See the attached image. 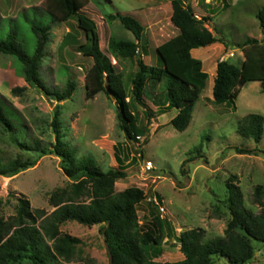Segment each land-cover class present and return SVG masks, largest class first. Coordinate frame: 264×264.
I'll use <instances>...</instances> for the list:
<instances>
[{
	"label": "rangeland",
	"instance_id": "obj_1",
	"mask_svg": "<svg viewBox=\"0 0 264 264\" xmlns=\"http://www.w3.org/2000/svg\"><path fill=\"white\" fill-rule=\"evenodd\" d=\"M42 2L0 0V17H15L29 7H42ZM185 3L193 8L198 18L212 14L209 29L217 27L219 32L214 29L218 41L201 54L202 68L209 77L184 131H178L170 124V119L176 114L175 108L165 112L154 111L156 103L152 104L150 95L157 92V97H164V87L160 83L147 87L150 98L145 99L147 106L157 113L149 123L144 108L132 104L141 134L138 143L127 139L117 126L113 100L103 92L91 99L84 97L83 76L90 62L89 57L78 48L85 38L76 27L75 17L51 23L46 13H36L32 8L28 11L29 18L50 25L46 54L39 68L40 78L50 90L62 89L70 79L76 84L75 90L69 99L56 101L53 96L26 84L21 74L22 65L15 58L0 52V97L20 115L21 130L16 133L19 140L32 144V139L37 138L42 146L51 147L54 133L50 124L54 111L58 109L62 139L75 157L89 156L102 170L124 166L126 175L115 181L114 189L120 191L136 186L146 193V198L136 206L139 224L151 222L152 215L158 213L170 223L174 237L180 231L201 228L204 239H209L223 235L230 216L225 203L229 175L236 176L234 183L242 192L244 205L255 213L260 208L253 201V190L256 185L264 187V131L261 140L256 143L251 138L241 137L237 127L248 113H258L264 118V92L258 81H249L239 89L234 103H215L210 75L215 73L214 66L218 60L241 62L243 53L234 47L235 43L247 37H261L255 13L264 0H186ZM83 10L96 22L100 48L112 64L116 61L106 52L109 35L124 40L133 39V35L118 19L107 23L101 14L120 13L139 20L144 28L142 44L147 47L143 54L148 65H159L154 45L178 32L170 22V0H89ZM29 25L23 15H20L17 24L0 20V39L15 28L18 41L31 53L35 36ZM124 61L126 74L124 72L123 85L130 94L129 79L134 66H137L135 58ZM119 64L123 65L122 61L115 66L119 68ZM15 86H26V89L13 94L11 89ZM9 117L14 119V114ZM234 147L255 148L258 151L256 155L239 154ZM17 156L26 159L37 154L18 146L0 126V162ZM184 159H190L184 166L187 174L180 171ZM70 182L71 179L60 167V158L47 151L38 157L32 167L11 177L0 175L1 214L5 219L10 217L14 213L16 198L21 194L29 200L31 209L40 208L49 213L53 209L49 203L51 192ZM99 227V224L85 226L74 220L60 225L63 233L76 236L81 241L73 262L109 264ZM251 243L255 252L246 264H264V243L255 240ZM149 255L161 262L184 258L175 240L168 237L161 241L159 255ZM20 264L30 263L23 261ZM213 264L229 263L215 257Z\"/></svg>",
	"mask_w": 264,
	"mask_h": 264
},
{
	"label": "trees",
	"instance_id": "obj_2",
	"mask_svg": "<svg viewBox=\"0 0 264 264\" xmlns=\"http://www.w3.org/2000/svg\"><path fill=\"white\" fill-rule=\"evenodd\" d=\"M185 1L170 0V21L178 32L155 47L159 65H148L142 59L147 45L142 44L144 28L139 20L120 13L102 14L107 23L118 19L133 35L130 40L109 35L106 45V52L116 63L120 59L135 58L137 68L130 75V94L123 85L124 72L115 66L116 63L112 64L100 48L98 26L83 10L88 0H43L40 8L33 6L15 17H0V20L17 24L23 15L35 36L33 50L28 53L17 39V30L11 28L0 39V52L22 65L21 74L26 84L53 96L56 101L69 99L76 87L74 81L69 79L62 89L50 90L40 78L39 68L46 54L50 25L29 18L28 11L32 8L36 13H46L51 23L75 17L76 27L85 38L78 48L84 56L92 59L83 76L85 99L103 92L113 100L118 128L127 139L138 143L141 129L136 125L132 104L144 108L149 123L155 112L149 109L145 100L150 99L147 87L162 83L164 103L158 104L156 111L175 108L176 114L170 119V124L176 130L184 131L192 119L208 76L202 62L192 56L191 50L218 41L213 31L219 32L217 27L209 29L211 16L198 18ZM255 17L261 37H247L234 44L243 53L241 62L236 64L228 59L216 62L212 86L215 103H234L239 89L249 81H258L264 92V4L257 9ZM25 89L26 86H15L11 92L19 94ZM10 114H14V119L9 117ZM59 114L56 109L50 124L54 133L51 147L42 146L37 138L28 144L16 137L22 125L19 113L0 97L1 128L18 146L37 154L34 158L17 156L0 162V175L11 177L32 167L38 157L48 151L60 158L63 173L71 179L68 185L51 192L49 203L53 209L49 213L40 208L31 209L29 200L21 194L16 198L14 213L5 219L1 214L0 199V264H20L23 261L30 264H83L73 262L80 239L63 233L59 228L69 220L85 226L100 225L99 232L104 238L109 264H213L215 257L223 258L229 264H246L255 252L252 240L264 243V187H254L253 201L260 207L255 213L244 205L242 192L234 183L235 175H229L226 180L225 203L230 216L222 236L204 239L201 228H189L174 237V229L158 213L152 215L151 222L139 224L136 206L146 198V193L136 186L115 191V181L126 175L124 166L102 170L89 156L75 157L62 139ZM263 122L261 114L248 113L239 121L237 132L241 137L258 143L264 131ZM234 150L239 154L254 155L258 151L242 147H234ZM188 160L184 159L180 165L182 174H187L184 166ZM164 237L175 240L184 254L183 259L161 262L150 257L149 253L153 256L160 254Z\"/></svg>",
	"mask_w": 264,
	"mask_h": 264
},
{
	"label": "crops",
	"instance_id": "obj_3",
	"mask_svg": "<svg viewBox=\"0 0 264 264\" xmlns=\"http://www.w3.org/2000/svg\"><path fill=\"white\" fill-rule=\"evenodd\" d=\"M89 1V0H88ZM88 3V2H87ZM229 6V5H228ZM102 15V14H101ZM209 16H211V17H213V15L212 14H208ZM171 22V21H170ZM173 25V24H172ZM174 26V25H173ZM175 27V26H174ZM99 32V31H98ZM175 33V32H174ZM175 35V34H174ZM171 36H173V34L172 35H170L169 37H171ZM168 37V38H169ZM167 38V39H168ZM162 42V41H161ZM161 42H159V43H161ZM159 43H156L155 45H154V49H155V47L159 44ZM210 45H212V44H210ZM210 45H208V46H205V47H200V48H194V49H192L191 50V54H192V56H194V57H196V58H198L201 62H202V66H203V59H202V57H201V54L202 53H204V50L207 48V47H209ZM142 59H143V61L145 62V55L144 54H142ZM125 59H120V61H122V64L123 65H120L119 64V68L118 69H121L123 72H125V74H126V70H125V61H124ZM126 60H132V59H126ZM89 62H90V64H89V66L91 65V63H92V59L91 58H89ZM216 65V64H215ZM88 66V67H89ZM137 68V67H136ZM136 68H135V66H134V69L132 70L133 72L132 73H134L135 72V70H136ZM214 69H215V66H214ZM207 75H208V73H207ZM214 75H215V73L213 72V74H211L210 76L212 77V80H211V86H213V78H214ZM208 77H209V75L207 76V78H206V81L208 80ZM205 81V82H206ZM157 92H154V93H152V95H150V98H151V100H152V104H155L154 106H155V109H154V111L156 112V109H157V107H158V104H161L162 105V103H164V97H157ZM149 96V95H148ZM154 102V103H153ZM164 105H166V103L164 104ZM155 114H157V113H155Z\"/></svg>",
	"mask_w": 264,
	"mask_h": 264
}]
</instances>
